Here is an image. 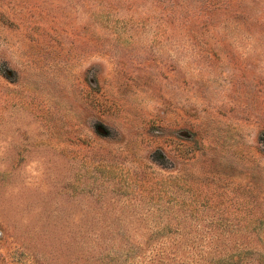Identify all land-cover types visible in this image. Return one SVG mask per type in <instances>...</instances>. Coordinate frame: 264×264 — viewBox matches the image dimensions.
<instances>
[{"label": "rangeland", "instance_id": "rangeland-1", "mask_svg": "<svg viewBox=\"0 0 264 264\" xmlns=\"http://www.w3.org/2000/svg\"><path fill=\"white\" fill-rule=\"evenodd\" d=\"M0 264H264V0H0Z\"/></svg>", "mask_w": 264, "mask_h": 264}]
</instances>
